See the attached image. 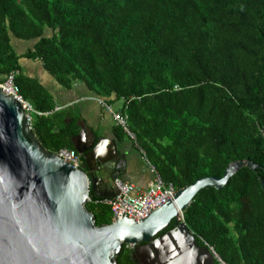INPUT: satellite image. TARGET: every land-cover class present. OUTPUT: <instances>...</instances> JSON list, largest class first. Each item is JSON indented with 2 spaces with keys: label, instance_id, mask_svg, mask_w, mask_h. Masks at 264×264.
I'll return each mask as SVG.
<instances>
[{
  "label": "trees",
  "instance_id": "1",
  "mask_svg": "<svg viewBox=\"0 0 264 264\" xmlns=\"http://www.w3.org/2000/svg\"><path fill=\"white\" fill-rule=\"evenodd\" d=\"M12 37L33 46L19 54ZM23 59L64 88L119 103L134 146L177 192L235 161L260 165L200 191L182 221L226 264H264V0H0V84L18 73L22 97L42 113L32 130L57 154L74 149L81 115L56 110ZM97 200L87 208L98 226L111 224ZM132 253L124 245L118 264H136Z\"/></svg>",
  "mask_w": 264,
  "mask_h": 264
},
{
  "label": "water",
  "instance_id": "2",
  "mask_svg": "<svg viewBox=\"0 0 264 264\" xmlns=\"http://www.w3.org/2000/svg\"><path fill=\"white\" fill-rule=\"evenodd\" d=\"M72 142L84 160L80 168L43 146L22 104L0 86V264H118L124 245L133 248L136 264H215L183 212L203 189H222L242 168H261L251 160L232 162L223 177L179 190L175 200L186 194L180 213L170 212L169 201L141 221L124 217L98 226L87 203L115 196L111 181L123 157L114 140L89 138L83 125Z\"/></svg>",
  "mask_w": 264,
  "mask_h": 264
},
{
  "label": "crops",
  "instance_id": "3",
  "mask_svg": "<svg viewBox=\"0 0 264 264\" xmlns=\"http://www.w3.org/2000/svg\"><path fill=\"white\" fill-rule=\"evenodd\" d=\"M22 64L28 76L39 77L42 84L48 88L54 96L57 108L61 111H71L81 115V125L84 126L89 138L94 135L97 138H105L116 142L117 150L121 158L122 167L115 170V174L122 179L135 184L139 188L146 189L152 180L144 160L143 154L131 139H122L117 132L118 125L114 121L113 115L107 107L95 98L91 92L82 84H74L71 88L58 86L59 84L51 75L44 71L42 63L39 61L25 60ZM119 110L120 104H113ZM115 109H113L115 111ZM110 143V142H109ZM110 151L109 146L105 147ZM106 178L107 176L104 175ZM113 184V180L111 181Z\"/></svg>",
  "mask_w": 264,
  "mask_h": 264
},
{
  "label": "built area",
  "instance_id": "4",
  "mask_svg": "<svg viewBox=\"0 0 264 264\" xmlns=\"http://www.w3.org/2000/svg\"><path fill=\"white\" fill-rule=\"evenodd\" d=\"M17 74V72L10 73L6 81L0 84V86L6 94L12 96L22 104L26 111L28 123L31 125L33 115H41L42 113L35 110L34 107L22 97L20 89L15 82ZM99 101L104 104L108 111L113 115L116 124L125 130L133 142H136V136L130 131L127 118L121 113V111H114L111 106H107L102 100ZM60 109L61 108H56V110ZM141 152L143 154V160L149 172L152 174V180L149 182V186L146 189L139 188L135 184L126 181L121 177H116L113 180V187L116 192L115 196L109 199L98 198L97 200V202L106 203L111 207L113 221L124 217L141 221L157 209L164 206L167 202L174 199L177 193L174 185L165 182L157 168L146 157V154L143 151ZM57 155L77 168H80L83 164L82 156L75 149L64 148L60 150ZM213 252L215 253V251ZM215 258L220 264H226L216 253Z\"/></svg>",
  "mask_w": 264,
  "mask_h": 264
},
{
  "label": "rangeland",
  "instance_id": "5",
  "mask_svg": "<svg viewBox=\"0 0 264 264\" xmlns=\"http://www.w3.org/2000/svg\"><path fill=\"white\" fill-rule=\"evenodd\" d=\"M12 45L14 46L17 53L21 54V53L26 52L27 49L31 48L33 46V42H26V41L17 39L15 37H12ZM58 86H60V85H58ZM63 90H65L64 87H63ZM180 218H182V217L180 216ZM130 248H132V247L130 246Z\"/></svg>",
  "mask_w": 264,
  "mask_h": 264
},
{
  "label": "bare ground",
  "instance_id": "6",
  "mask_svg": "<svg viewBox=\"0 0 264 264\" xmlns=\"http://www.w3.org/2000/svg\"><path fill=\"white\" fill-rule=\"evenodd\" d=\"M186 196V194H184L181 198L179 199H172L171 201H173V207L170 209V212H181L180 210V203H181V200ZM180 216V215H179Z\"/></svg>",
  "mask_w": 264,
  "mask_h": 264
},
{
  "label": "flooded vegetation",
  "instance_id": "7",
  "mask_svg": "<svg viewBox=\"0 0 264 264\" xmlns=\"http://www.w3.org/2000/svg\"><path fill=\"white\" fill-rule=\"evenodd\" d=\"M83 164H84V161H83ZM83 164H82V165H83Z\"/></svg>",
  "mask_w": 264,
  "mask_h": 264
},
{
  "label": "clouds",
  "instance_id": "8",
  "mask_svg": "<svg viewBox=\"0 0 264 264\" xmlns=\"http://www.w3.org/2000/svg\"><path fill=\"white\" fill-rule=\"evenodd\" d=\"M133 249V248H132Z\"/></svg>",
  "mask_w": 264,
  "mask_h": 264
}]
</instances>
